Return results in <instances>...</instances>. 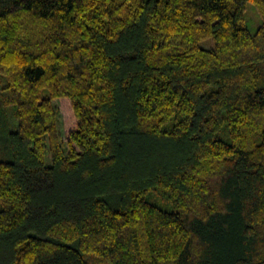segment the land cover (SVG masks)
Wrapping results in <instances>:
<instances>
[{"label": "trees", "instance_id": "obj_1", "mask_svg": "<svg viewBox=\"0 0 264 264\" xmlns=\"http://www.w3.org/2000/svg\"><path fill=\"white\" fill-rule=\"evenodd\" d=\"M0 264H264V0H0Z\"/></svg>", "mask_w": 264, "mask_h": 264}, {"label": "rangeland", "instance_id": "obj_2", "mask_svg": "<svg viewBox=\"0 0 264 264\" xmlns=\"http://www.w3.org/2000/svg\"><path fill=\"white\" fill-rule=\"evenodd\" d=\"M245 24L251 33H254L256 27L260 24V17L251 2H247L245 7Z\"/></svg>", "mask_w": 264, "mask_h": 264}]
</instances>
